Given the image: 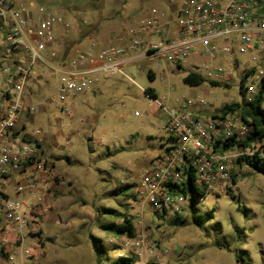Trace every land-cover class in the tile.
<instances>
[{
  "label": "built area",
  "instance_id": "obj_1",
  "mask_svg": "<svg viewBox=\"0 0 264 264\" xmlns=\"http://www.w3.org/2000/svg\"><path fill=\"white\" fill-rule=\"evenodd\" d=\"M169 3L175 13V35L168 36L169 14L155 10L123 28L110 45L95 51L100 43L96 36L90 37L87 45L71 48L57 41L59 28L65 37L73 27L64 15L29 1L0 0V33L7 46L0 64L6 84L1 89L5 103L0 105V246L9 263L17 264L19 255L25 262L43 240L41 213L35 202L41 201L32 192L36 172L44 170L45 164L39 155L40 146L20 131L26 124L18 128L25 106L29 114L38 112L28 98L29 84L36 76L57 80L50 99L65 118L72 113L73 96L113 77H123L143 90L146 98L166 114L163 153L135 181L136 197L149 205L157 221L184 215L190 196L181 189L189 186L192 173L199 190L203 186L205 193L225 194L237 185L233 176L239 160L264 161V141L239 144L246 142L255 128L250 118L242 119L240 111H211L202 97L185 98L170 106L125 72L141 62L175 65L178 69L190 65L189 73L201 76L211 86H235L240 100L232 99L231 104L249 105L263 92L264 109V0ZM28 188L30 198L25 197ZM10 236H14L13 241ZM134 245L141 249L144 243L138 240Z\"/></svg>",
  "mask_w": 264,
  "mask_h": 264
},
{
  "label": "rangeland",
  "instance_id": "obj_2",
  "mask_svg": "<svg viewBox=\"0 0 264 264\" xmlns=\"http://www.w3.org/2000/svg\"><path fill=\"white\" fill-rule=\"evenodd\" d=\"M17 1L39 3L75 22L79 30L76 35L68 34L67 42L70 44L88 40L100 25L111 27V30L117 27L118 33L125 26L140 21L155 10L173 15V6L169 0ZM86 21L89 22L87 25L83 23ZM2 38L0 33V64L7 51ZM138 66L127 67L126 74L145 90L154 89L157 97L165 99L168 104L174 105L177 101L181 103L185 98L198 95L213 108H220L232 99L240 100L235 86L226 89L223 86H211L208 82L200 86L184 83L183 79L189 73L190 65L178 69L175 65L159 66L141 62ZM149 69L156 73L154 81H150L147 76ZM110 81L112 89L104 97L91 96L90 104L83 108L82 113L72 107L73 115L74 112L78 114L71 120L63 118L58 111L51 115L53 107L49 92L53 82L48 81L47 76L41 79L36 76L30 92L33 104L44 105L41 110L44 113L33 116L34 127L40 128L43 133L44 153L48 157L63 156L56 168L66 179L72 181L75 197L85 199L86 204H81V209L89 215H95L103 213L107 208L132 217L136 227L135 239H141L144 243L141 249L136 248L135 240L127 236H118L105 230L96 232V227L91 228L94 235L102 239L110 249V258L131 252L136 256V264L139 261L156 264H264V175L257 173L245 162L235 172L236 187L230 188L225 194L213 191L195 198L198 214H213L204 228L193 223V213L189 207L181 216L184 224L173 226L171 219L155 220L151 208L137 201L135 190L121 196L112 194L114 190L127 184L128 181L123 183L122 180H130L129 175L139 178L150 168L152 159L160 153L161 143L167 142V116L156 103L146 98L143 90L123 77H113ZM5 87L0 73V105L5 103L1 97V89ZM78 100L82 98L79 96ZM86 114L96 116V123L91 127L80 121ZM73 123L82 128L67 144L59 128L66 127L68 132L75 131L71 127ZM34 142L39 144L37 140ZM199 188L205 192L203 186ZM96 222L98 228L101 224H123L122 217L114 215H106ZM55 229L59 230V227ZM57 240L59 244V236ZM44 244L45 241L42 240L34 255L26 257L25 262L18 258L17 264H97L92 259L93 254L86 249L85 253H77L76 249L65 244L57 246L59 254L48 250L44 258L41 253ZM82 246L90 250L91 243L89 246V240H86ZM105 263L103 260L100 264ZM0 264L11 263H6L0 255Z\"/></svg>",
  "mask_w": 264,
  "mask_h": 264
},
{
  "label": "crops",
  "instance_id": "obj_3",
  "mask_svg": "<svg viewBox=\"0 0 264 264\" xmlns=\"http://www.w3.org/2000/svg\"><path fill=\"white\" fill-rule=\"evenodd\" d=\"M32 3L36 4V5H41L39 3H34V2H32ZM172 12H173V15L166 12L167 14H169V16L167 15L168 16L167 19H169L168 20V26H169L168 36H170V37L175 35V31H176L174 9L172 10ZM71 23L73 24V27H72L73 30H72V32L70 31V33H71V35L72 34L76 35L77 34L76 32L79 30V29H77L78 26L76 27L75 22H71ZM83 23L87 25L89 22L86 21ZM59 29L60 30H59L58 35H57V41L61 42L62 43L61 45L65 44L64 45L65 48H71L77 44V43L76 44L68 43L67 42V40H68L67 36L68 35L65 37L62 36V28H59ZM116 32H117V27H116V29L111 30V27H108L106 25L103 27H102V25L98 26V31H95L91 35V37L96 36L100 42L98 44V48H96L95 51L99 50L102 47H106V46L110 45L113 37L119 33V32L118 33H116ZM89 39H90V37H89ZM89 39L85 40L81 43H78V44L87 45ZM131 67L135 68L134 66H131ZM150 71H152L155 74V79H156V73L152 69L148 70L147 76H148ZM47 77H48V81L53 82V87H54L55 81L57 82V80L53 79L50 76H47ZM110 79L102 80L93 90H91L89 92L73 96L70 99L71 112L72 113L68 118H65L63 115V112L58 107V105L51 101V99H50L51 94L54 91V89L52 87V90L49 92L50 93L49 100H50V103L52 104L51 106L53 107V112L51 115H54L58 111L59 114H61L63 116V118L71 120L72 118L75 117L74 115L78 114L77 112L82 113L84 111L83 108L86 107L87 104H90L89 101L91 99V96L92 97H94V96L104 97V95L107 93V91L109 89H112V83H111ZM31 85H32V82L29 84V91L30 92H31ZM138 89H140V88H138ZM149 89H152V88H149ZM152 90L154 91V94L157 95L156 91L154 89H152ZM31 96H33V95L30 93L28 95V98H29L30 103L33 104V100L30 99ZM79 96H80V98H82V100H78ZM197 97H202V96L198 95V96H195L192 98H197ZM101 100H103V99H101ZM33 105L38 108L37 113H44L43 111H41L42 108L44 107V105H36L35 103ZM123 105L125 106V104H122V106ZM169 105L173 106L171 104H169ZM226 105H231V102L221 106L220 108H213L212 106H210V108H211L210 110L211 111H217V110L222 109ZM26 107L27 106H25L24 112L22 113V116H21L23 121L18 124V128H22V126H23L22 124H26L25 130H20V131L21 132L26 131L24 134L27 133L26 136L28 138H30L31 140H34V141L37 140L39 142V144H38L40 146L39 155L41 156L42 164L43 163L45 164L44 170L42 168H40V170H38V172H36V174H37V176L35 178V185L36 186H35L34 192H32L33 194H37L40 201H41V202H39L38 200L35 201L38 204L39 210L41 213L40 227L42 228L43 240L45 241V244H44V247H43V250L41 251V253L43 256H45L44 258H46L48 250H53L57 254V252H58L57 246H61V245L65 244L66 246H70V248L76 249L77 253H80V251L82 253H85L84 249H86L89 253L93 254L92 259H94V261L96 260L97 264H100L99 258L97 256L95 249L92 246V242L90 239L91 235L95 236L94 232L92 231L91 228L96 227L95 228L96 232L104 231L101 228V226L103 224L99 225V228H98L97 227L98 223L96 221L98 219H102L103 217H106L107 214L102 215V213H99V214H95V215H92V214L89 215L88 212H85V210L81 209V207H82L81 204L82 205L86 204L85 199L75 197V195H74L75 187H74L72 181L70 179H66V177L63 175V173L59 172L56 168V164L58 163V161L60 159H63V156L57 155L56 157H52V156L48 157L47 155H45L44 150H43V144H42L44 141V138H43V136H41V134H43V133L40 131L41 130L40 128L34 127L33 116L35 114H29L26 110ZM72 107H73V110L77 111L76 113L74 112V115H73ZM80 121L82 123L85 122L89 127H91L93 124L96 123V116L95 115L88 116L86 114L82 118H80ZM71 127H73L76 130L68 132L66 127L59 128L60 134L66 140L67 144L70 142L71 137L73 135L78 134L82 128L79 124H76V123H73ZM165 146H166V142L161 143L160 153L157 156H155L154 159L163 153ZM154 159H152V160H154ZM67 161H70V160L67 158ZM129 176L131 177L130 180H122V182L124 183L125 181H128L127 184H125V185H129V186L131 185L132 189L136 190L135 181L138 179V177L134 178L132 175H129ZM131 180L134 182H129ZM28 192H29V188L27 189V192L25 193V197L30 198L31 195ZM30 200L34 201L33 199H30ZM137 201H140V200L137 198ZM141 203H142V201H141ZM144 205H148V204L144 203ZM2 223L3 222H0V225ZM57 227H59V230L55 229ZM58 236L61 240V241H59V244H57V242H58L57 237ZM133 239L136 242L138 241L135 238H133ZM10 240L13 241L14 236H10ZM46 240H49V241L46 242ZM86 240H89V246L91 243L90 250H88L89 248H83V246L85 244L82 246V244ZM30 243H32V242L28 241L27 245L31 246L32 244H30ZM58 254H59V252H58ZM0 255H2L3 259L7 263L8 260H7L6 254H5V250L1 246H0ZM18 258L19 259L21 258L22 260L24 259V257H22L21 255H19ZM86 258L88 260V254L86 255ZM86 258H85V260H86Z\"/></svg>",
  "mask_w": 264,
  "mask_h": 264
},
{
  "label": "trees",
  "instance_id": "obj_4",
  "mask_svg": "<svg viewBox=\"0 0 264 264\" xmlns=\"http://www.w3.org/2000/svg\"><path fill=\"white\" fill-rule=\"evenodd\" d=\"M148 77L150 81L155 80V74L150 71L148 74ZM184 83L190 85V86H200L203 83H205V80L195 74V73H188L184 77ZM147 91L154 93L152 89H147ZM263 95V92H260L258 96L255 98L254 102H252L249 105H240V104H231L226 105L221 109V112L223 114H227L233 111H240L241 117L243 120H247V118H250L252 120V123L254 125V131L251 134V137L244 143H239L240 145H252L254 141L261 140L264 141V109L262 107L261 103V96ZM240 165L245 162L248 166H250L253 170H255L257 173L264 175V161L254 158V159H245V160H239ZM191 182L189 183L188 187H184L181 189V192L185 195L190 196V204L189 209L193 213V223L200 227L204 228L205 224L212 219L213 214L207 213L205 215L198 214V208L195 201L196 197H201L205 195V192L200 191L197 186L195 185V177L192 173L190 175ZM234 183H237V175L234 174L233 176ZM132 186L125 185L123 187H120L112 192V194H115L117 196L124 195L125 193L131 192ZM134 197V195H133ZM241 208V207H239ZM244 213H246L245 210H243ZM103 214L107 215H114L117 216V218H121L123 220V224H103L101 228L105 231H108L112 234H116L118 236H127L130 239H133L136 237V227L134 225V222L132 220V217L125 214L123 216L122 213H117L115 210L107 209L103 211ZM163 221H165L163 219ZM171 224L173 226H182L184 224V220L181 217H178L176 219L171 220ZM242 234V232H240ZM92 246L95 249L97 256L99 258L100 263L104 260L106 261L105 264H136V256L129 252L127 254H122L120 257H116L114 259L110 258V249L104 244V241L98 237H95L91 235L90 237ZM224 247V246H221ZM239 261V259H238Z\"/></svg>",
  "mask_w": 264,
  "mask_h": 264
}]
</instances>
